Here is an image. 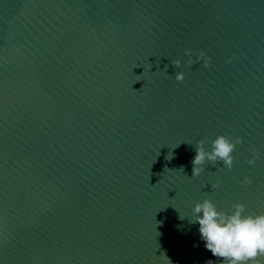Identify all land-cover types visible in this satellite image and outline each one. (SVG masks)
Instances as JSON below:
<instances>
[{
    "label": "water",
    "instance_id": "obj_1",
    "mask_svg": "<svg viewBox=\"0 0 264 264\" xmlns=\"http://www.w3.org/2000/svg\"><path fill=\"white\" fill-rule=\"evenodd\" d=\"M205 198L264 213V0H0V264H220Z\"/></svg>",
    "mask_w": 264,
    "mask_h": 264
},
{
    "label": "clouds",
    "instance_id": "obj_2",
    "mask_svg": "<svg viewBox=\"0 0 264 264\" xmlns=\"http://www.w3.org/2000/svg\"><path fill=\"white\" fill-rule=\"evenodd\" d=\"M185 55L191 57V49L186 50ZM196 60H203V67L210 65V58L204 51H199ZM171 64L179 68L181 61L177 59L171 61ZM188 64L192 65L193 61L189 59ZM184 78L185 73L182 71L175 74V80L178 82H183ZM240 143L241 137L237 136L233 141L228 136L218 135L211 142V150L206 151L205 142L198 141L195 146L196 155L192 161L193 176L200 175L206 162L214 165L222 162L224 167L231 170L234 162L232 153ZM252 152L253 158L246 161L249 166L255 165L256 160L260 159V154L254 147ZM241 183L248 185L251 180L245 176ZM211 186L217 188L219 184ZM231 207L230 213L217 210L215 203L205 198L194 205V219H190V223H198L205 247L214 257L219 258L220 264H257V257H264V213H246L242 203H233ZM181 219L184 217L181 216Z\"/></svg>",
    "mask_w": 264,
    "mask_h": 264
}]
</instances>
